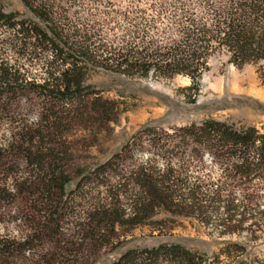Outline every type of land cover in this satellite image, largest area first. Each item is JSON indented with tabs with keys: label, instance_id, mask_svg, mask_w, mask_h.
<instances>
[{
	"label": "trees",
	"instance_id": "1",
	"mask_svg": "<svg viewBox=\"0 0 264 264\" xmlns=\"http://www.w3.org/2000/svg\"><path fill=\"white\" fill-rule=\"evenodd\" d=\"M20 1L34 19L0 9V49L9 45L11 51L29 63L41 62L44 77L41 82L28 80L23 65L1 59L0 100L6 92L15 93L33 85L53 103V108L87 109L102 101L101 91L87 82L88 77L92 71L103 70L128 78L186 77L190 84L179 90L184 102L193 105L213 58L226 56L227 63L237 67L264 60V0H149L147 7L141 6V0H131L124 11H107L103 18L89 11L114 6L110 2ZM74 7L80 10L72 12ZM86 10L88 16H78ZM105 29H109L110 38L104 35ZM259 75L264 80V66ZM62 120L59 112L44 117L37 129L39 134L35 131L24 146L26 156L32 161L37 158L43 173L47 172L49 157L48 177L40 180L46 192L58 200L70 182L59 166L57 153H52L60 146L58 131ZM37 137L44 145L49 138L50 146L36 144ZM138 147L147 159L130 171L126 178L129 181L122 183L124 191L118 184L126 172L121 169L113 174L118 177L114 197L124 209L122 214L109 209L101 213L112 228L126 223L132 227L162 224L163 218L154 217L161 213L176 215L180 209L210 215L223 209L228 214L226 218L216 221L205 216L203 223L205 228L220 227L224 237L238 233L248 221L246 217L235 218L241 208L246 214L255 210L252 206H260L259 199L255 200L258 189L254 182L264 178V130L256 126L214 118L170 129L148 125L137 131L113 158L121 160L124 153L130 154ZM43 148H48L50 155L33 152L36 149L40 154ZM202 152L213 156V164L224 173L222 177H192L191 165L186 163L176 168L175 159L199 157ZM156 157L162 161L160 164ZM240 187L249 190L243 194L242 202L237 196ZM55 208L50 205V212ZM56 213H60L58 209L50 215ZM254 224L260 226L258 222ZM26 245L0 242V264ZM222 257L228 264H264V258L250 254L246 244L233 241L226 242L213 256L194 252L181 243H161L131 249L112 264H219ZM46 264H65V256L56 255Z\"/></svg>",
	"mask_w": 264,
	"mask_h": 264
},
{
	"label": "rangeland",
	"instance_id": "2",
	"mask_svg": "<svg viewBox=\"0 0 264 264\" xmlns=\"http://www.w3.org/2000/svg\"><path fill=\"white\" fill-rule=\"evenodd\" d=\"M102 1L114 6L89 13L103 18L105 12L124 11L131 3V0ZM148 2L141 0L140 4L147 7ZM0 9L34 19L20 0H0ZM79 10L74 7L72 12ZM78 16H88L87 10ZM103 32L110 38L109 29ZM0 55V61L23 65L28 71V80L42 81L41 62L29 63L11 51L9 45L0 49ZM263 66L264 60L237 67L227 63L226 56L213 58L211 69L201 81V94L193 105L184 102L183 92L179 90L190 84L186 77L128 78L103 70L92 71L88 77L87 82L101 91L102 101L87 109L53 108V103L33 85L19 88L15 93H4L0 100V242L17 247L23 243L28 245L1 263L46 264L47 260L62 254L65 264H112L131 249L150 248L161 243H181L194 252L213 256L231 241L246 244L250 254L264 258V178L254 182L258 189L255 200L259 199L260 206H252L255 210L246 214L241 208L235 218L246 217L248 221L238 233L224 237L220 227L205 228L203 223L205 216L216 221L226 218L228 214L223 209L213 215L180 209L176 215L161 213L155 216L154 219H164L162 224L132 227L126 223L113 228L101 214L106 209L122 214L124 206L117 204L114 197L118 177L113 174L121 169L126 172L125 179L118 184L124 191L126 187L122 183L130 176V171L137 169L147 157L139 147L130 154L124 153L121 160L113 156L143 127L153 125L170 129L214 118L264 130V80L259 75ZM54 112H59L63 120L58 131L60 146L52 153H57L59 166L70 179L60 200L48 194L40 180L48 177L49 157L46 158L47 172L43 173L38 159L34 158L32 164L24 151L25 140L39 130L44 117ZM37 141L38 145L42 142L43 146H50L49 138L45 139V145L40 137ZM33 152L38 155L51 153L48 148H43L40 154L36 149ZM183 163L191 165L189 174L192 177L202 180H216L224 175L213 164V156L208 152H202L199 157L190 155L175 159L176 168ZM247 192L249 190L242 187L237 190L240 202ZM50 205L57 206L55 209L60 213L50 215L55 211L51 209L50 212ZM257 222L259 227L254 224ZM219 264H228V261L222 257Z\"/></svg>",
	"mask_w": 264,
	"mask_h": 264
}]
</instances>
